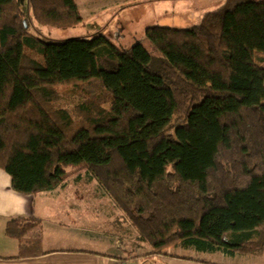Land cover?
Here are the masks:
<instances>
[{
  "label": "trees",
  "instance_id": "1",
  "mask_svg": "<svg viewBox=\"0 0 264 264\" xmlns=\"http://www.w3.org/2000/svg\"><path fill=\"white\" fill-rule=\"evenodd\" d=\"M26 3L37 25L82 22L73 0ZM200 20L147 27L151 55L99 32L46 42L18 0H0V169L11 189L46 192L83 171L152 255L263 253L264 0H226ZM5 229L26 251L25 224Z\"/></svg>",
  "mask_w": 264,
  "mask_h": 264
},
{
  "label": "crops",
  "instance_id": "2",
  "mask_svg": "<svg viewBox=\"0 0 264 264\" xmlns=\"http://www.w3.org/2000/svg\"><path fill=\"white\" fill-rule=\"evenodd\" d=\"M73 1L79 13L83 4L84 15L93 13L92 9L99 13L106 5L104 2ZM98 32L111 38L102 30ZM80 174L75 175V182L81 180ZM88 179L91 180L89 176ZM91 181L94 184L70 188L64 186V182L53 190L25 195L11 189V178L0 169V264H264V252L245 256L214 253L221 258L206 260L208 263L202 261L205 258L190 257L174 250L178 256L190 259L152 255L150 247L141 245L136 234L135 242L122 241L120 228H110V231L101 228V221H107L106 200L111 205L113 201L94 180ZM10 223L27 227L22 240L28 247L23 253L19 241L6 235L5 227ZM61 248L74 250L58 251ZM236 256L239 263L224 259Z\"/></svg>",
  "mask_w": 264,
  "mask_h": 264
},
{
  "label": "rangeland",
  "instance_id": "3",
  "mask_svg": "<svg viewBox=\"0 0 264 264\" xmlns=\"http://www.w3.org/2000/svg\"><path fill=\"white\" fill-rule=\"evenodd\" d=\"M80 3V0H76ZM86 1V0H85ZM226 0H87L91 3L104 2L106 5L98 13L92 9L93 13L84 15L82 22L73 28L57 29L37 25L27 8L26 0H18L20 9L25 15L28 31L46 42L62 43L68 39L89 38L96 31H104L113 43L115 42L123 48L130 47L136 42L141 41L142 46L152 55L156 54L155 48L150 44L144 35L145 27L160 26L178 29H187L200 23L201 17L207 13L220 8ZM260 1V0H253ZM112 34V32H114ZM120 102V99L113 100L104 104L107 109H112ZM73 168H67V172H72ZM81 180L75 182L77 173H70V177L64 186L70 188L76 185H90L93 181L82 171ZM84 175V176H83ZM86 195V194H84ZM107 221H101L102 227L109 231L120 228L122 241L135 242L136 231L132 229L124 219L121 218V212L106 200ZM91 207V206H90ZM123 219V220H122ZM177 253H183L194 258H205L209 261H217L219 255L211 253L196 252L193 248H182L181 246L173 249ZM239 256V255H238ZM228 262L236 263L239 257H225ZM223 259V260H224ZM239 263V262H237Z\"/></svg>",
  "mask_w": 264,
  "mask_h": 264
},
{
  "label": "built area",
  "instance_id": "4",
  "mask_svg": "<svg viewBox=\"0 0 264 264\" xmlns=\"http://www.w3.org/2000/svg\"><path fill=\"white\" fill-rule=\"evenodd\" d=\"M121 264H126L125 262L123 263V262H121Z\"/></svg>",
  "mask_w": 264,
  "mask_h": 264
}]
</instances>
